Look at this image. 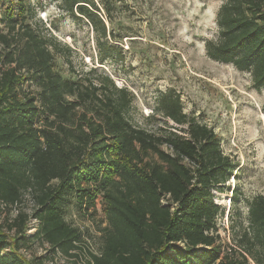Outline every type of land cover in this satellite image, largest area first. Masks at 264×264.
<instances>
[{"label": "trees", "instance_id": "1", "mask_svg": "<svg viewBox=\"0 0 264 264\" xmlns=\"http://www.w3.org/2000/svg\"><path fill=\"white\" fill-rule=\"evenodd\" d=\"M61 1L92 24L100 57L111 54L100 11L109 18L111 1ZM16 3L19 18L9 7L0 29V205L7 208L0 264H47L56 252L83 253L84 234L64 215L72 195L80 210L96 209L100 195L106 218L100 251H87L85 264H264V194L246 200L244 218L231 215L232 243L221 241L215 191L224 190L237 164L214 130L188 117L171 90L160 94L155 110L173 121L172 129L133 124L126 116L131 91L107 73L63 77L54 59L69 47L25 22L23 0ZM216 23L206 54L264 85V0H224ZM227 189L236 205L238 185ZM25 193L32 211L16 207L10 215ZM31 217L37 222L27 234ZM35 241L47 252L28 258L23 249Z\"/></svg>", "mask_w": 264, "mask_h": 264}, {"label": "rangeland", "instance_id": "2", "mask_svg": "<svg viewBox=\"0 0 264 264\" xmlns=\"http://www.w3.org/2000/svg\"><path fill=\"white\" fill-rule=\"evenodd\" d=\"M110 1V17L103 8L100 11L107 25L105 38L113 51L103 57L92 24L85 17L72 16L61 0H23L25 22H35L69 47L64 49V55L56 53L54 59L63 77L75 80L107 73L118 86L127 87L133 100L126 116L133 124L160 132L172 129L173 121L155 110L160 94L171 90L178 94L188 117L214 130L223 153L237 164L233 170L236 177L232 174L224 190L215 191V202L223 208L217 217L221 241L232 243L231 215L244 218L246 200L257 193L264 194V85L257 86L249 71L206 54L204 42L217 36L216 14L224 0ZM9 7L14 18H19L16 0H0V29L4 31ZM24 88H28L27 83ZM30 88L35 90L36 86L32 84ZM236 184L240 197L232 205L227 187ZM100 202L98 195L96 209L80 210L74 196L69 198L64 215L83 232L84 252L73 258L56 252L47 264H85L87 251H100L102 238L98 229L106 224ZM16 207L31 212L30 194H24L10 215L16 213ZM6 212L7 208L0 205V221ZM36 222L30 218L27 234L33 232ZM47 248V244L35 241L23 252L31 258L45 254Z\"/></svg>", "mask_w": 264, "mask_h": 264}]
</instances>
